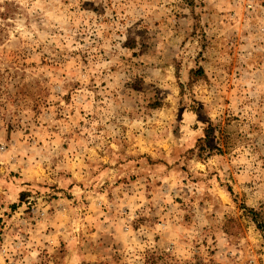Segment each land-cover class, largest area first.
<instances>
[{"label": "rangeland", "instance_id": "rangeland-1", "mask_svg": "<svg viewBox=\"0 0 264 264\" xmlns=\"http://www.w3.org/2000/svg\"><path fill=\"white\" fill-rule=\"evenodd\" d=\"M0 264H264V0H0Z\"/></svg>", "mask_w": 264, "mask_h": 264}, {"label": "trees", "instance_id": "trees-1", "mask_svg": "<svg viewBox=\"0 0 264 264\" xmlns=\"http://www.w3.org/2000/svg\"><path fill=\"white\" fill-rule=\"evenodd\" d=\"M206 134H208L207 131H206ZM228 190H229L230 192H232L230 188H228ZM245 209L248 211L250 217H251L252 220L255 222V224L257 225V227H258V228H263L262 225H261V221H260V215H258V214L256 213V211H254V210L251 209V208L245 207Z\"/></svg>", "mask_w": 264, "mask_h": 264}]
</instances>
